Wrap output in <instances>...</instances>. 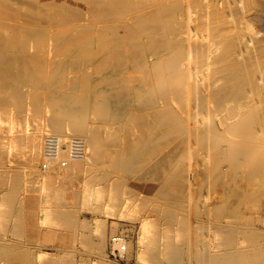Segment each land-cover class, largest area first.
<instances>
[{
  "label": "bare ground",
  "instance_id": "1",
  "mask_svg": "<svg viewBox=\"0 0 264 264\" xmlns=\"http://www.w3.org/2000/svg\"><path fill=\"white\" fill-rule=\"evenodd\" d=\"M50 5L55 11L44 29L37 18L25 13L21 12L22 15L13 9L11 14L0 13V199L7 201L2 189L8 181L6 175L15 169L12 165L4 167L5 148L19 140L14 135L6 138L4 111L7 106L11 109L17 104L19 95L14 90L15 84L24 85L26 77L18 71L26 63L34 65L38 80L49 87L50 92L45 95L47 102L54 100L57 105L56 111L46 115L48 124L34 130L28 139L31 147L28 162L41 157L42 168L36 174L51 187L62 179L71 180L82 168L92 170L89 166L101 163L105 159V147L111 145L113 156L107 167L106 162L101 164L98 178L115 191L121 178L141 170L143 182L134 188L146 195L154 194L158 205L142 218V225L157 218L177 224L175 208L179 211L188 206L192 186L197 184L191 185L194 175L189 170L192 169H186L184 175L178 162L193 156L190 143L199 141L211 152L213 162L206 176L217 182L218 187V184L229 187L230 195L257 192L258 188L254 191L253 186L258 169L254 176H247L244 171L256 163V126L264 130V116L256 119V89L264 79L256 78L253 34L256 13L264 9L263 3L256 0H54ZM57 27L59 31L55 30ZM202 29L209 36L200 40L198 30ZM83 60L93 62L91 78L84 76L82 70L79 79L74 78L76 75L72 79L64 77L68 68L78 70ZM15 76L17 80L9 84L7 80ZM64 81L71 85L65 86ZM228 83L234 87L228 88ZM44 104L46 101L36 97L30 106L47 109ZM59 110L62 112L58 113ZM202 122H207L206 126L215 123L202 138L187 130L191 123L198 126ZM44 133L56 136L44 139ZM180 135L185 136V147L177 161L160 160L164 148ZM72 136L82 141L80 150L74 154L59 150L49 162L48 138H57L62 143L70 141ZM61 160L66 162L65 166ZM149 165L152 178L147 174ZM257 172L264 175V166ZM228 197L220 198V203L211 208L216 213L212 219L213 233L215 237H222L221 244L214 238L219 245L213 248L204 245L207 251L200 256L199 240L192 224L179 225V241L173 238L169 226L148 240V250L157 251L156 264L167 261L172 264H264V230L254 228L260 218H248L250 229L244 235L240 225L232 221L240 213L234 204L227 202ZM256 202L257 199L252 206ZM3 210L0 203V264H4L5 258L12 260V264H28L30 255L21 257L25 252H20V257V253L16 256L4 252ZM111 245L121 252L128 249L126 239L120 234L111 236ZM38 255L39 259L44 257V254Z\"/></svg>",
  "mask_w": 264,
  "mask_h": 264
},
{
  "label": "rangeland",
  "instance_id": "2",
  "mask_svg": "<svg viewBox=\"0 0 264 264\" xmlns=\"http://www.w3.org/2000/svg\"><path fill=\"white\" fill-rule=\"evenodd\" d=\"M52 1L54 0H0V13L6 11L11 14L13 12L12 9L15 12L25 13L30 15V17L37 18L38 23L40 21L39 24L44 29L50 24L51 14L55 11L50 5ZM256 1L263 3L264 6V0ZM88 13L89 11L86 12V14ZM55 30L59 31L60 28L57 27ZM254 30L255 32H253V34L255 35L256 40V78L264 79V9H261L256 13V25ZM198 31V38L200 40L209 36L208 32L204 29ZM55 63L58 62H54V64ZM20 66L22 67V65ZM83 68L85 69L83 70ZM33 70H35V67L32 63H26L22 68H19L18 72H22L26 78L23 86L15 84L14 90L17 92V96L19 95V99L17 98V104L14 106L15 111L13 110L14 107L9 109L10 107L8 106L4 111V124L7 133V137L6 135L5 137L8 138L9 136L10 138L11 135H14L19 139L17 141L18 143L16 142L14 145H10L9 148H5V154L3 157L5 168L10 165L15 168L14 172L6 175V180L8 181L2 189V196L4 195V199L8 197L7 201L9 198H12L13 200L8 202L5 200L4 202L2 198L0 199V203L3 205L4 209L3 217L5 219L2 225L3 227L1 228V236L3 238L4 252H6L7 255L15 254L17 256L18 253L21 252L23 254L25 252L22 256L21 253L18 254V256L24 258L25 255H30L29 259L26 258L28 259V264H156L155 260L157 251L154 250L155 252H150L148 250L149 238L164 232V230H168L170 228L169 226H171L174 236L173 238L176 237L175 240L178 238L177 240L179 241V225L188 226L192 224L190 226L193 227V232L195 231L194 234L196 233L195 237L199 240L197 241L198 254L203 256L207 251L206 247L203 248L204 245H209L207 247L212 246L213 248L214 246L221 244L223 241L222 237L214 236L212 219L215 218L216 213H214L211 208L217 203H220L221 199L226 198L228 195L230 199L227 202L230 201L229 203L234 204L236 210L240 213H238L239 215L235 216L232 221L235 225H240L244 235L248 232V229H250L247 220L253 216L260 218L257 223H254V228L264 230V175L258 174L257 172L262 166H264V130L260 131L259 125L256 126V153H258L256 154V163L252 167H248L247 171L245 170L246 172L244 171L247 176H254L253 174L255 170L258 169L256 171L257 177L254 176L257 187L255 184V186H253L254 191L257 190V188L258 190L257 192L255 191L253 195L248 194L247 191L239 192L243 196H237L239 193H237V195H230V191L232 190L229 187H223L220 184H218V187L217 182L215 183L213 179L206 176L213 162L209 148L207 146L205 147L204 144L202 145V142L199 141H195V143H193V141L192 144L190 143L195 154L189 158L182 159L181 162H178V165L180 166V169L185 171H183L184 175L187 173L188 168H191L192 170H189V174H192V177L194 175L191 185L197 184L195 185L196 187L192 186V200L188 206L186 204L184 209L179 211L175 208L176 215L174 218L177 224L172 221H169L172 222L169 223L168 220L163 218H157L154 220L155 222L150 221L144 226L142 225V218L150 214V211L155 209L158 205L155 199H153L154 194L146 195L142 191H138L134 188L143 182V180L140 179V176L143 174L141 170L129 173L124 178H121V183L117 190L114 189L115 191L111 190L106 181H102L98 178L101 166L106 162L105 166L107 167L108 162H110V159L113 156L111 145L105 147V159L103 158L105 161L102 160L101 163L99 162L98 164L89 166L92 170H89V168H82L77 174L72 176L73 178L71 177L72 179L70 178L71 180L62 179L59 181L61 186L57 183L52 186L53 189H51L52 187L47 182H43L42 177L36 174V170H41V157L38 156L37 158L40 161L36 159L34 162H28V160H30L29 154L31 152V147L28 142L30 133L47 125L48 121L46 115L52 114L53 111H56L57 107L54 100L47 102L48 100L45 95L50 92L47 89L49 87L45 86L44 83L38 80V77ZM75 70L76 69L68 68L64 77L70 78L76 75L74 78L79 79L82 76L79 72L82 70L84 76L91 78L94 75L93 62L88 63V61L83 60L80 64V68L76 71ZM14 80H17L16 76L14 79L9 78L7 81L10 84V82H13ZM64 82L65 86L71 85V83ZM43 86H45L46 89H44ZM227 86L228 88L234 87L232 83H228ZM8 89L12 90L10 88ZM55 94H57V92ZM36 97L40 98L42 101H46L44 107L47 109H39L30 106L33 105ZM27 108L29 109L26 110ZM20 112H22L21 117H19ZM59 112L62 111L59 110L58 113ZM256 114V119L259 117L263 118L264 116V83L260 85L259 89H256ZM39 117H41V119ZM38 123L41 124L38 125ZM206 124L207 122H202L197 126L191 123L187 130L192 132L194 136L200 135L199 138H202L203 133L215 125V123H208L207 126ZM197 130L198 132L196 134ZM43 135L44 139H46L50 134L44 133ZM72 138L75 137L72 136ZM72 138H70V140ZM184 138L185 136H176L173 142L166 146L161 152L159 159H163L162 161L176 159L177 161L180 151L185 147L183 144L185 141ZM68 142L70 141L68 140L61 144L66 145ZM19 160L22 162L20 163ZM255 165L257 166L256 169L254 167ZM148 168L147 174L152 178V168L150 165ZM74 176H76V178ZM22 177H24L25 180ZM21 182L23 184H21ZM6 189L8 191H6ZM260 196L263 197V201H260ZM255 198L257 199V202L255 203L256 205L254 204L255 207L252 208L254 206H252V202L254 203L256 200ZM20 204L23 205L21 206L22 210ZM53 204L56 205L55 208ZM57 209L59 212H57ZM5 214L7 216H5ZM208 214L210 216H208ZM6 221L8 226L5 225ZM162 223L164 225L167 223L168 225L166 224L164 227ZM114 234H120L126 239L128 244L127 250L121 252L118 249H113L111 245V236ZM214 238L219 244L216 243ZM240 238L242 237L240 236ZM14 249L17 250L15 251ZM39 253L44 254V257L42 256L44 259L42 257L39 259V255L37 256ZM162 262L164 263L166 261L162 260ZM12 263V260L5 258L4 264ZM165 264L172 263L167 261Z\"/></svg>",
  "mask_w": 264,
  "mask_h": 264
},
{
  "label": "built area",
  "instance_id": "3",
  "mask_svg": "<svg viewBox=\"0 0 264 264\" xmlns=\"http://www.w3.org/2000/svg\"><path fill=\"white\" fill-rule=\"evenodd\" d=\"M82 145V141L77 138H72L67 145L61 144L57 138H48L46 141V155L49 162L54 160V157L57 155L59 150H70L74 154L79 151ZM70 146V149L68 148ZM61 165L65 166L66 162L61 160Z\"/></svg>",
  "mask_w": 264,
  "mask_h": 264
}]
</instances>
